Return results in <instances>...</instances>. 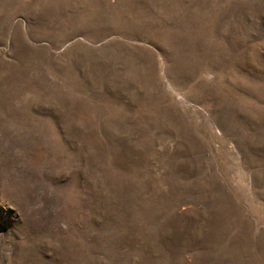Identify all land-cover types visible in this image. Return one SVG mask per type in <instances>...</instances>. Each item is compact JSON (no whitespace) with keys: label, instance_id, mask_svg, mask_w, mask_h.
Instances as JSON below:
<instances>
[{"label":"rangeland","instance_id":"rangeland-1","mask_svg":"<svg viewBox=\"0 0 264 264\" xmlns=\"http://www.w3.org/2000/svg\"><path fill=\"white\" fill-rule=\"evenodd\" d=\"M0 264H264V0H0Z\"/></svg>","mask_w":264,"mask_h":264}]
</instances>
